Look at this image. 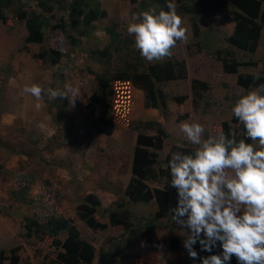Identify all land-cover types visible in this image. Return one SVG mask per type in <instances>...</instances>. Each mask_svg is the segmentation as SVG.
<instances>
[{"label": "rangeland", "instance_id": "rangeland-1", "mask_svg": "<svg viewBox=\"0 0 264 264\" xmlns=\"http://www.w3.org/2000/svg\"><path fill=\"white\" fill-rule=\"evenodd\" d=\"M98 1L105 15L92 22L88 36H79L66 24V32L77 40L75 45L69 43L59 28H52L60 23V18L68 20L67 11L52 1L48 10L41 9L40 0H10L9 6L1 7L5 19H0V250L4 251L0 264H10L13 255H17L18 264H53L56 250L51 238L25 236L24 224L26 218L46 221L55 217L71 220L81 237L93 244L92 264H191L181 248L177 251L169 248L173 235L180 242L186 239V232L171 220V215L153 221L157 209L153 200L131 201L140 183L150 189L162 188L166 179L143 180L133 173L136 136L155 133V129L146 130L144 123H160L167 136L162 149L155 151L158 160L154 167L165 170V161L175 152V146L196 147L180 131L182 122L201 123L205 127L203 139L216 136L224 121L234 126L231 109L240 96L252 90L238 86L236 74L225 73L219 57L231 52L240 62L253 63L241 65L238 73L264 76V26L256 52L249 54L227 42L232 23L218 27L212 17L203 22L195 13L179 14L188 29V40L178 41L172 55L166 58L184 60L187 77L159 84L170 98L167 116L145 107L142 91L129 82L118 85L109 108L95 106L91 114L86 105L90 94L100 91L98 76L110 77L128 62H136L138 66L149 62L135 48L134 35L126 29L131 14L140 13L143 1L148 10L155 9L149 0ZM22 9H33L48 19L42 45L63 53L57 64L32 58L39 45L24 44L27 32L24 23L16 18V12ZM192 19L197 23L196 34ZM109 30L119 33L127 42L121 47L126 49L111 51L103 57L97 50L109 42ZM25 45L27 50L23 48ZM136 55L138 60L134 58ZM155 61L160 60L151 62ZM192 79L204 81L208 86L197 100L192 95ZM32 83L61 90L70 85L79 90V95L74 105L70 95L62 100H50L45 95L44 106L37 111L35 98L22 91L26 84ZM94 118L111 119L114 129L109 134L95 132ZM88 195L100 201L101 207L94 210L93 218L107 225L103 230L91 229L79 219ZM175 200L177 192L171 196V207ZM111 215L120 223L112 225ZM130 222L135 224L134 232L128 228ZM152 222L158 225L156 249L138 237L144 225ZM113 243L115 249L110 254ZM115 252L119 256H113Z\"/></svg>", "mask_w": 264, "mask_h": 264}, {"label": "trees", "instance_id": "trees-1", "mask_svg": "<svg viewBox=\"0 0 264 264\" xmlns=\"http://www.w3.org/2000/svg\"><path fill=\"white\" fill-rule=\"evenodd\" d=\"M49 1L63 11H67L68 20L64 21L60 18L58 25H53L52 28H59L68 38L71 45H75L77 40L74 39L71 32H66V24L72 30L77 31L79 36H88L93 28L92 22L105 15L104 11L100 10V3L98 0H40L41 9H50L48 6ZM155 6L156 14L160 10L167 11V2H174L178 14H191L195 13L196 16L203 22L213 18V23L216 26H224L233 23V30L227 36V42L249 54L256 52L259 39L261 37L262 28L264 26V0H149ZM11 4L10 0H0V19L4 20V14L1 12V7H7ZM148 10L144 1L140 5V13ZM16 18L24 23L27 35L24 39L26 45L35 44L39 45L37 52L31 54L32 58L50 64H57L63 53L57 49L43 47L45 29L48 28V19L37 13L33 9H22L16 12ZM193 21L194 34L197 32V23ZM109 42L101 50H97V54L103 57L109 56L111 51L120 52L122 48L126 49L127 42L123 40L119 33L114 30H109ZM178 42V41H177ZM23 47L25 50H27ZM139 59L137 55L134 57ZM222 69L227 74H236V84L243 89H253L259 84H264V76H255L249 73H238V68L243 64L236 59L231 52H226L223 56L219 57ZM263 71H264V61ZM187 77V70L184 60H173L165 58L160 61L142 63L138 66L136 62L125 65L122 70L116 71L110 77L98 76L97 83L100 86V91H93L89 96L86 109L91 114L95 112V106L110 107V101L118 91V85L131 83L135 88L142 91L144 98V106L148 108L157 109L162 117L167 116L168 110V96L159 87L160 83L168 81L184 79ZM259 77V79H257ZM117 85V86H116ZM191 89L193 99L197 100L201 97V91L205 92L208 89L206 82L199 79L191 80ZM181 98H177L180 100ZM196 104V101L193 102ZM232 127L227 121L221 124V130L228 138H232L235 134L236 140L245 139L246 142L252 143L247 140L244 135L243 126L239 124L233 116ZM146 130L155 129L153 135L138 133L136 136V145L134 147L132 156V171L139 176V179H147L152 181L159 180L160 177H166L162 188L150 189L146 184L140 183V187L135 193L131 195V201L134 203H147L153 200L156 204V211L153 221L169 216L170 208L176 206L177 200L171 207V195L176 191L175 188L170 186V170L167 167L168 160L165 161L166 167L163 169H155L157 165V154L155 151L162 149L163 141L167 136L166 131L156 122H147L143 124ZM92 127L95 132L109 134L114 129V122L111 119L94 118L92 120ZM176 151H183L190 153L193 147H174ZM155 165V166H156ZM87 201L82 206V212H79V219L91 229L103 230L106 228L105 223H100L94 220L93 212L98 211L101 204L98 199L88 195L84 198ZM89 205V206H87ZM112 225L120 223L114 216H110ZM128 228L134 232V223L130 222ZM25 236L42 239L44 237L51 238V244L56 250L53 264H92L95 258V247L93 244L81 237L79 229L69 219L63 217L50 218L46 221H40L36 218H26ZM158 225L155 222L145 224L142 230L139 231L138 237L144 242L149 244L151 249L159 247V240L156 238V229ZM59 235H64L63 239ZM169 248L171 251L182 249L187 259L192 264H200V260H193L189 258L187 250L180 242L179 237L173 235L169 239ZM194 249L198 252L200 257L210 255L208 252L201 251L199 243L193 245ZM222 250L217 246L213 249V253L219 254ZM3 250H0V257H2ZM113 256H119L115 252ZM10 264H18L17 255L11 257ZM231 264H238L235 257L232 258Z\"/></svg>", "mask_w": 264, "mask_h": 264}, {"label": "clouds", "instance_id": "clouds-1", "mask_svg": "<svg viewBox=\"0 0 264 264\" xmlns=\"http://www.w3.org/2000/svg\"><path fill=\"white\" fill-rule=\"evenodd\" d=\"M167 9L132 13L127 24L135 48L149 62L170 57L177 41L188 40L176 4L167 2ZM22 91L35 98L37 111L45 95L50 100L70 95L73 105L79 95L70 85L61 90L32 83ZM231 111L252 143L237 141L234 133L228 138L222 130L203 139L201 123H181L180 131L196 147L190 153L176 151L168 160L170 186L177 192L169 211L186 232L183 246L189 258L200 264H231L233 257L238 264H264V84L240 96ZM197 243L210 255L200 257L193 247ZM217 246L219 254L213 253Z\"/></svg>", "mask_w": 264, "mask_h": 264}, {"label": "water", "instance_id": "water-1", "mask_svg": "<svg viewBox=\"0 0 264 264\" xmlns=\"http://www.w3.org/2000/svg\"><path fill=\"white\" fill-rule=\"evenodd\" d=\"M175 192H176V191H175ZM175 192H174V193H175ZM174 193H173V194H174ZM169 215H171L170 211H169ZM117 242L119 243L118 240H117ZM114 249H115V243H113V251H112L110 254H112V253L114 252Z\"/></svg>", "mask_w": 264, "mask_h": 264}]
</instances>
